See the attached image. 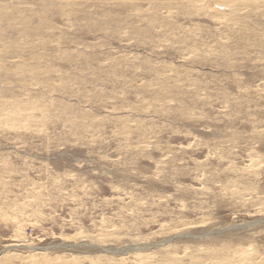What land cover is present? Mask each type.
Instances as JSON below:
<instances>
[{
    "label": "rangeland",
    "instance_id": "obj_1",
    "mask_svg": "<svg viewBox=\"0 0 264 264\" xmlns=\"http://www.w3.org/2000/svg\"><path fill=\"white\" fill-rule=\"evenodd\" d=\"M0 264H264V0H0Z\"/></svg>",
    "mask_w": 264,
    "mask_h": 264
}]
</instances>
